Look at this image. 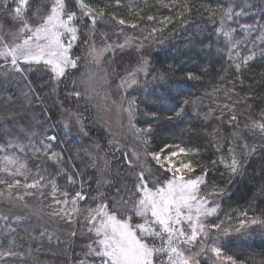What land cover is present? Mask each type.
Returning <instances> with one entry per match:
<instances>
[{
  "label": "trees",
  "instance_id": "trees-1",
  "mask_svg": "<svg viewBox=\"0 0 264 264\" xmlns=\"http://www.w3.org/2000/svg\"><path fill=\"white\" fill-rule=\"evenodd\" d=\"M65 3L67 11L76 13L73 24L80 36L87 29L88 20L77 0ZM84 3L89 13L103 15L110 24L123 20L126 29L144 43L140 55L148 61L146 79L150 83L144 89L136 88L132 98H135V124L146 145L150 141L149 149L168 145L197 149L205 168L202 175L205 182L224 192L221 208L212 222L223 223L244 216L264 219V132L258 127L264 123V0H84ZM17 4L18 0H11L9 6L15 9ZM42 8L38 0H29L24 9L29 24L38 20L36 13L40 14ZM6 10L0 7V13ZM149 16L153 19L149 20ZM160 21L162 24H158ZM138 54L128 57L139 60ZM30 80L40 96L50 92L48 80L36 75H31ZM61 93L50 97L49 106L60 139L49 155L37 153L34 158L26 157L27 166L35 177L50 172L49 180L44 177L38 180L48 183L55 179L59 192L75 196L81 190L85 195L80 202L83 219L88 209L96 208L103 198L87 143L93 139L98 148L107 149V137L105 130L94 122L83 125L89 136L86 138L62 130L58 124L64 116L62 107L86 112L87 117L91 106L81 101L80 96L66 95L65 90ZM237 133L246 144L245 153L250 151L246 156L244 152L232 155V136ZM54 151L66 162L58 165L51 155ZM233 158L238 161L235 172L231 169ZM71 175L74 182L65 179ZM0 181H3L1 191L18 194L19 184H14L12 173L11 176L0 173ZM37 238L41 236L32 227H20L17 222L0 231V264H68L66 259L49 254L41 255L46 261L39 259L37 246L32 244ZM79 246L80 243L72 245V251ZM221 249L223 256L231 257L235 264H264V227L249 237L224 243Z\"/></svg>",
  "mask_w": 264,
  "mask_h": 264
},
{
  "label": "rangeland",
  "instance_id": "rangeland-1",
  "mask_svg": "<svg viewBox=\"0 0 264 264\" xmlns=\"http://www.w3.org/2000/svg\"><path fill=\"white\" fill-rule=\"evenodd\" d=\"M10 2L11 0H7V7H5L8 11L0 13V37H3L0 48L5 43L11 46L14 42H22L17 38L21 35L18 31L21 24L15 19V9L9 6ZM39 2L43 8L38 20L30 23L32 26L41 22L40 18L50 12L55 0H38ZM2 4L3 0H0V5ZM94 12L85 16L88 20L87 29H83L80 36L77 34L78 39L73 42L70 50V55L74 59L78 58L77 67H69L65 75L58 79L54 78L51 67L43 63L28 65L18 61L23 71L17 72L11 64V57L7 60L0 57V173L5 172L10 176L12 173L15 181H19L16 195L10 191L0 190V231L13 227L15 222L17 226L23 228L32 227L41 236V239L37 238L32 244H36L39 259L42 261L47 259L42 258L41 255L49 254L66 259L68 264H79L81 260L90 264L93 257H85L84 253L88 251L86 246L95 239L94 234L88 232L90 225L87 215L83 219L80 218L82 200L77 199L76 208L79 211H72V199L75 196L69 194L65 197L57 189L53 197L55 179L48 183H40L36 188L25 187L26 184H31L41 177L47 180L51 177L50 172H44L39 177H35L34 173L29 171L26 159V157L34 158L37 153L49 155V150L53 149L60 139L57 123L49 110V106L52 105L51 96L62 94L63 90L66 95H71L74 91L72 95L78 92L81 101L91 106L88 119L85 117L86 112L62 107L64 112V116L60 118L62 123L58 120L62 130L82 135L84 138L89 136L83 125L94 122L96 126L105 130L108 148L101 150L97 147V141L95 140L96 145L92 139L88 140L89 149L86 150L96 167L99 179V188L103 197L100 198L99 204L107 203L110 211L119 209L118 215L133 213V201L137 199L133 189L139 182L138 177L141 171H144L146 175L155 173L171 178V174L161 169L151 154L160 153L163 159L165 155L182 148L168 145L155 150L149 149L150 141L146 145L142 131L135 124V111L131 123L129 122V113L126 109L129 107L133 91L136 88L144 89L150 83L146 79L147 72L146 74L137 72L135 84H131L129 77V73L137 68L148 67V61L145 65L146 60L140 55L144 43L129 32L125 25L110 24L104 20L103 15ZM165 19L162 18V21ZM64 39L67 40V37ZM93 48L96 53L103 50V55L92 54ZM136 54L139 55V60L129 58ZM31 75L48 80L50 92L41 94L45 98L40 96L32 86ZM122 81H128V84L121 87ZM50 137H56V139L52 140ZM232 139V155L236 156L243 152L245 156L249 154V150L247 154L245 153L246 144L239 139L238 133L234 138L232 136ZM109 149L111 153H108ZM184 149V153L173 159L191 164L193 171L185 173L186 179L201 177L205 168L198 159L197 149L193 147ZM56 151L51 153L52 158L58 165H62L66 162V158L55 153ZM5 157H11L15 163L8 164ZM70 164L73 166L72 162ZM5 168L7 171L4 170ZM70 177L73 178L72 175ZM65 179L69 180L67 177ZM207 183L204 180V183L200 184L198 198L206 201V208H216V212L210 216L201 217V222L205 225L204 231L199 234L194 243L181 244V248L191 264H227L228 259L223 256L222 245L230 240L249 237L259 228L264 227V219L259 216H244L241 219L223 223L212 222L219 213L224 192H218ZM65 199L68 201L67 204L63 203ZM56 200L61 203H56ZM135 219L139 220L138 217ZM253 220L257 222L252 223ZM241 221H244L243 225ZM214 224L219 227H213ZM184 227L190 233L187 223ZM75 243H80L81 246L76 251H72L71 246ZM156 243L159 245L160 241L157 240ZM213 247L220 249V256L212 251ZM161 259L166 260V257Z\"/></svg>",
  "mask_w": 264,
  "mask_h": 264
},
{
  "label": "snow or ice",
  "instance_id": "snow-or-ice-1",
  "mask_svg": "<svg viewBox=\"0 0 264 264\" xmlns=\"http://www.w3.org/2000/svg\"><path fill=\"white\" fill-rule=\"evenodd\" d=\"M28 3L29 0H18L14 10L15 19L21 24L18 30L21 35L17 38L22 42H14L11 46L5 43L0 48V57L6 60L11 57V64L17 72L23 71L18 61L28 65L43 63L51 67L54 78L58 79L65 75L69 67H77L78 58L74 59L70 55L73 42L78 39V29L73 24L76 13L66 10L65 0H55L50 12L40 18L41 22L32 26L24 15L25 6ZM77 6L82 15L89 14L88 5L83 3V0H77ZM0 7H7V0H3ZM230 13L231 9H228L229 18H231ZM36 15L39 16V12ZM148 19L151 20L153 17L149 16ZM120 23L123 24L124 21L121 20ZM225 35L227 36L228 33ZM64 37H67V40ZM0 42H3V37H0ZM91 51L95 56L103 55V50L96 53L93 48ZM144 64L146 65L147 61H144ZM137 72L146 74L147 68H137L129 73L131 84L136 83ZM125 84H128V81H122L121 87ZM75 95L78 97L80 94L77 92ZM134 106L135 98H132L126 109L130 123L135 111ZM258 127L264 132V123L259 124ZM50 139L55 140L56 137H50ZM184 152V148H179L178 151L165 155L163 159L160 153L151 154L160 168L171 174V178L155 173L146 175L144 171H141L138 177L139 182L133 189L137 199L133 201L131 215H118L119 209L110 211L107 203L88 209L87 221L90 225L88 232L93 233L95 237L86 246L88 251L84 253L85 257H93L90 264H191L181 244H192L197 240L199 234L205 229L201 217L212 215L216 212V208H206V201L198 198L200 184L204 183V177L186 179L185 173L193 171L191 164L173 159ZM4 159L8 164L15 163L11 157ZM237 165L238 161L233 158L231 165L233 172L237 170ZM4 170L7 171V168ZM69 181L74 182L71 177ZM16 183L19 184V181ZM39 184L40 180H35L31 184H26L25 187L36 188ZM56 191V185L53 184V197ZM63 195L67 197L68 193L65 192ZM77 199L83 200L85 196L81 192L75 194L72 199V211H79L76 208ZM55 202L61 203L59 200ZM63 203L67 204V199ZM65 215L70 214L65 213ZM136 217L139 220H136ZM256 222L252 221V223ZM185 223L190 233L186 231ZM243 223L244 221H241L242 225ZM212 226L219 227L215 224ZM157 240L160 241L159 245L156 243ZM212 251L220 256L219 248L213 247ZM162 257H166V260L161 259ZM227 259L232 261L231 257ZM79 264H89V262L81 260ZM232 264H235V261H232Z\"/></svg>",
  "mask_w": 264,
  "mask_h": 264
}]
</instances>
